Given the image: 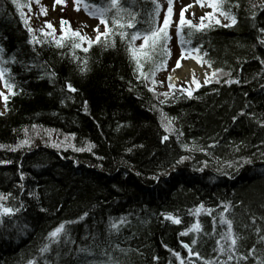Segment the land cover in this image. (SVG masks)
<instances>
[{
  "label": "trees",
  "instance_id": "trees-1",
  "mask_svg": "<svg viewBox=\"0 0 264 264\" xmlns=\"http://www.w3.org/2000/svg\"><path fill=\"white\" fill-rule=\"evenodd\" d=\"M86 1L102 6V0ZM159 2L162 24L167 0ZM17 3L20 8L12 0H0L3 58L16 59L5 65L16 94L3 82L8 100L5 105L3 98L0 108V194H11L6 206L23 203L24 208L0 226V264H27L39 255L48 234L68 221H75L66 224L68 236L62 235L43 257L48 264H180L174 252L185 264L227 261V252L221 254L217 244L228 247L221 240L227 230L220 223L222 213L239 238L236 254L248 256L239 264L264 261V44L259 42L264 39L259 32L264 0H224L223 11L237 18L234 26L221 23L191 36L184 30L191 48L200 47L202 63L211 62L213 71L230 75L218 73L219 82L202 84L191 98L171 89L163 104V95L157 98L149 91V80L137 79L119 37L114 48L94 44L88 53L77 49L80 61H88L83 73L67 46L37 44L34 52L24 18L41 39V28L51 31L49 22L57 36L62 20L79 29L67 4L56 11L53 23L40 12L41 0ZM152 7L151 0H137V29L147 27L143 21ZM170 35L168 47L176 42ZM154 59L159 62L161 56ZM171 60L170 55L167 68ZM151 67L145 63L143 71L149 73ZM162 114L174 118L177 131H165ZM48 130L56 138L41 136ZM25 139L29 144L17 147ZM181 157L187 159L178 164ZM200 205L211 214L197 213ZM224 205H230L227 211ZM168 214L181 223L165 219ZM110 222L119 224V230H110ZM197 222L200 232L180 235ZM68 238L71 243L65 242ZM184 243L199 256L189 258ZM80 248L88 251L78 252Z\"/></svg>",
  "mask_w": 264,
  "mask_h": 264
},
{
  "label": "snow or ice",
  "instance_id": "snow-or-ice-1",
  "mask_svg": "<svg viewBox=\"0 0 264 264\" xmlns=\"http://www.w3.org/2000/svg\"><path fill=\"white\" fill-rule=\"evenodd\" d=\"M39 3V0H36ZM57 3H65V0H56ZM128 3V7L124 6V3ZM137 0H102L101 5L89 4L85 2V0H74L76 5V10L79 11L82 7L83 10L90 16L97 18L99 20V24L95 27V37H89L86 33H81L80 30H72L68 21H61V34L59 36L56 35V29L53 25L49 22L46 24L47 29L51 31H45L43 28L40 29V32L43 36V39L38 37L35 31L30 27L29 20L24 18V13L21 11L20 15L24 18V26L28 29V32L32 34L31 39L28 41L30 45H32L33 51L35 52L36 45H43L44 43H48L49 45H54L56 48H64L69 47L72 51V59L78 63L80 67V71L86 72L88 70V61L85 58L82 62L80 61V57L76 55V50L80 49L84 53H88L91 47L96 44L100 45L101 47L107 48H114L116 45V39L119 37L121 42L125 45V51L129 55V58L134 62L136 71L139 73L137 79L143 78L145 81L150 80L153 85L157 83L155 80L156 73L164 70L167 68V60L171 55V50L168 47V43L171 40V35L169 32L170 27L172 26V16H173V0H167L168 8L167 12L163 18V23L160 24V13L162 10V5L160 4L159 0H151L153 5L151 11L146 14L147 19L143 21L147 25V27L143 30L137 29L136 25L141 23L138 19L140 13L133 10V6L136 4ZM197 2L201 5V7H209L213 9V11L208 12L206 16L200 17L199 23H193V20L186 19L184 12L186 9L182 10L179 17V22L176 25V35L181 46V59L185 58V53H187L188 58H194L197 61H201V57L199 55H193L194 53L200 52V47L191 48V39H186L184 35V30L187 28L189 32V36L193 35L196 32H203L205 30L210 29L214 25H220L221 20L217 17L216 13L219 12L220 16L224 19L229 20L230 23L223 25L225 27L234 26L237 23V18L231 11H223V3L224 0H197ZM12 3L20 8L21 5L17 3V0H12ZM239 5H236L238 7ZM190 7V6H189ZM40 12L42 14H46L47 10L41 7ZM252 19H255V12L252 14ZM207 20V23L205 21ZM65 25H68L65 27ZM100 25H103L104 31H100ZM259 32L264 35V28L259 29ZM137 40H142L140 45H136ZM261 44H264V39L259 41ZM87 45V46H85ZM4 49L0 46V80L4 81L5 86L10 90L12 95H15V88L14 84L9 83V80L6 77L11 76V69L6 67L5 65L9 63H16L15 56L11 57L9 60H4L3 58ZM159 54L161 59L159 62H156L154 57ZM204 56H207V53H204ZM151 63L152 67L149 73H145L143 71L144 64ZM204 63L208 64V67L211 68V62L204 61ZM264 63V61H261ZM36 65H32L31 67H35ZM180 66V61L177 60L176 67ZM218 73H222L223 75H230L229 73H223V70H214L211 73V77L216 79V82H219ZM46 75H49L50 78L55 77L54 72H46ZM169 81L173 80L172 76L168 77ZM211 80L208 78L207 74H205L204 83L208 84ZM227 83H238L239 81H232L228 80ZM191 84H195L197 88L201 86L200 81L195 79V75L193 74V79ZM70 92H75L76 89L72 87L70 83L66 85ZM169 87H174L173 84H169ZM149 91H152L154 95L159 98L160 95L165 97L164 100L160 101L161 104L166 103L170 93H160L156 94L155 89L150 88ZM181 94L184 92L187 93V97H192V90L191 86L187 89H181ZM0 96L4 98L5 105H7L8 97L5 96L3 93H0ZM85 106V111H86ZM3 113H0L2 115ZM162 126L164 127L165 131L168 133H172L177 131L173 127V119L174 118H167L166 114H162ZM167 121L166 123L164 121ZM163 139L166 141L168 140V136L165 135ZM179 139V136H177ZM29 141L27 139L21 141V144L17 147L27 146ZM56 146V145H53ZM187 147V146H185ZM15 150V149H13ZM82 149H77V151H81ZM90 150V149H89ZM187 157H181L177 163H183ZM248 162V161H245ZM206 163V162H205ZM203 171V169H200ZM23 178V177H21ZM11 194L5 196L0 194V226L4 225L5 218H12L20 213L24 205L23 203L20 204V207H10L6 206L5 201L10 197ZM230 207V205H224L225 211ZM203 209L209 215L211 214L210 209H204L203 205H200L196 212ZM87 215V214H85ZM83 219V217H81ZM165 219L170 220L174 224H180V218L168 214L165 216ZM124 218H121L120 223H123ZM255 222V221H253ZM68 223H75V221H68L61 223L56 229L48 234L45 238L46 243L38 249V256L27 261V264H48L46 259L43 257L52 251L53 245H59L61 242V236H68L66 232V224ZM220 223L222 225L227 226V230L222 233L221 240L227 243V249L224 246V243L221 241H217L218 244V251L221 254L227 252V261H214V260H206L204 264H228V262L235 260L236 264H239V261L248 259V256H240L236 254L237 244H238V237L235 235L232 227V221L228 220L224 214H221ZM110 230H119V224L116 222H110ZM201 226L197 222L191 226L188 231L180 233L181 236H186L188 233L191 232H200ZM259 232V229H257ZM264 240V237L261 238ZM66 243H71L70 238H68ZM196 241L193 240L192 244H195ZM184 248L188 250L189 258L192 255L199 256V253H193L192 247L188 244L183 245ZM88 251L85 248L78 249V252H86ZM252 254L255 253V249H252ZM173 255L180 261V264H185L184 258L181 257L179 252H174ZM111 260V258H110ZM115 264V262H112ZM257 264H264V261H257Z\"/></svg>",
  "mask_w": 264,
  "mask_h": 264
},
{
  "label": "rangeland",
  "instance_id": "rangeland-1",
  "mask_svg": "<svg viewBox=\"0 0 264 264\" xmlns=\"http://www.w3.org/2000/svg\"><path fill=\"white\" fill-rule=\"evenodd\" d=\"M67 1V6L66 10H68V13L75 19V22L77 23L79 29L83 32L86 33L89 37L95 36V27L99 24V20L94 17H90L81 7L79 11L76 10V5L74 3V0H66ZM41 4L46 8L48 11L47 13L50 15V19H56L57 16L55 15V12L59 10V6L61 3H57L56 0H42ZM64 4V3H63ZM190 6V7H189ZM173 16H172V26L170 27L171 32L173 31L174 35L176 34V25L179 22V17L180 13L182 10L186 9L184 12L185 18L193 20V23H199L200 17L206 16L208 12L213 11V9L205 6L201 7V5L197 2V0H173ZM194 7V9H192ZM168 4L167 6L164 7V12L162 14V17L164 18L166 12H167ZM217 17L221 20L222 24H229L230 21L224 19L220 14L216 13ZM207 21V20H206ZM103 30V25H100V31ZM177 36V35H175ZM170 50H171V63L169 65V68L165 71H162L161 73L158 72L156 73L155 80L157 83L153 85L151 81H148V84L151 88L154 87L156 93H165L169 92L171 89H174L175 91H178L181 93V89H187L189 86L193 87L192 93L196 90L195 84H191V81L193 79V74L195 75V79L200 81V84H205L204 80L205 77H202L200 74L195 72L194 70L192 71L191 76H187V80L184 83H181V85L178 84L177 81L174 80V75L173 72L177 68H181L183 64L187 61H190L191 58L187 57V53H185V58L181 59V46L179 44V41L176 40L174 45H170ZM197 53H194L193 55L195 56ZM177 60L180 61V66L176 67V62ZM197 61V60H196ZM198 64L203 68L204 75L207 74L208 78L213 81L214 78L211 77V73L213 72V69L209 68L207 65L202 64L200 61H197ZM172 76L173 80L169 81L168 77ZM173 84L174 87L170 88L169 84ZM0 93H3L5 95V90L1 87L0 84ZM187 94L186 92H184ZM3 104V97L0 96V108L2 107ZM41 136H46L47 138H56V135H54L51 131L43 132L40 131ZM61 142H67L70 143L69 139L66 137H61L60 138Z\"/></svg>",
  "mask_w": 264,
  "mask_h": 264
},
{
  "label": "bare ground",
  "instance_id": "bare-ground-1",
  "mask_svg": "<svg viewBox=\"0 0 264 264\" xmlns=\"http://www.w3.org/2000/svg\"><path fill=\"white\" fill-rule=\"evenodd\" d=\"M192 9H194V7ZM193 70L200 74L202 77H205L203 68L196 63V60L194 58H191L190 61L185 62L181 68H177L176 70H174V80L177 81L179 85H181V83L183 82L185 83L187 80V76H191ZM192 88L193 87H191V89ZM259 165H262V163H260Z\"/></svg>",
  "mask_w": 264,
  "mask_h": 264
}]
</instances>
